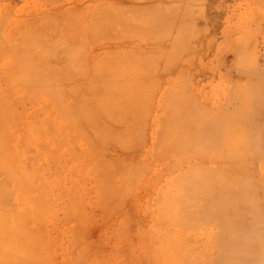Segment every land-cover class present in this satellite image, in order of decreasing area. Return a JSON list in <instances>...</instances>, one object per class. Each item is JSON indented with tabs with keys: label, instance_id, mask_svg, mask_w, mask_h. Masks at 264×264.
<instances>
[{
	"label": "rangeland",
	"instance_id": "1",
	"mask_svg": "<svg viewBox=\"0 0 264 264\" xmlns=\"http://www.w3.org/2000/svg\"><path fill=\"white\" fill-rule=\"evenodd\" d=\"M85 1L86 0H84V2ZM136 1L137 5L133 4L135 6H130V4H125L126 6L109 4L110 6L105 5V8L100 7L103 11L99 13L98 11H100V9L98 8V11L96 12L98 15H96L97 17H100L99 15L102 16L104 13L103 18H95V20L92 21L89 14L92 15L90 12L95 13L96 9H91V7L90 9L84 8L86 11L81 9L79 5L83 0H0V84L3 86L5 85L4 88L9 85L6 90L0 85V88L2 86L0 93H2L1 91L3 89L4 95L7 96L6 98L12 101L11 104H14L13 101L16 102L14 106L11 105L12 107L10 108V111L14 109L15 113L14 111H12V113L8 111L7 115L2 117L6 119L7 116L12 115L19 122L16 121L15 123L17 124H13L14 121H9L10 129L8 128L6 131H10L7 135V133L4 134L3 131L9 123L7 124V119L6 121L3 119L5 122L1 121V123L3 125L4 122L6 126H4V128L2 127L4 130H2V132L0 131V136L2 135L0 138H2V140L3 138H9L8 142H11V145L7 146V144L6 146L7 148H11H9V151L11 150L10 152L14 154V157L18 156V159H16L20 162V171L22 172L23 177H26V179L23 180L27 187V198L30 199L32 196L35 201L33 204L37 205L36 209L30 210L29 206L31 207V205H33L30 204L22 215V225L19 231H21V235L24 238L22 241H18V247H12L9 250V254H7V259L12 260L14 264H167L168 259L166 257L160 255L158 261L157 259L159 257L156 258L153 253L147 250V243L150 244L151 241L147 234L148 232L150 233V229L148 230V228H150V223L153 221L152 218H158L156 212L158 211V213H160L159 209L162 205L160 202H163V196H161L160 192H158L160 195L157 193L158 188L156 185H161V188L159 187V191H161L164 185L163 182L167 181L164 179L169 171L165 168L164 164L156 165L154 164L155 162L151 164V160L149 159V163L153 169L155 166L159 167H156V170L154 169L157 176L153 183L152 179L154 178L150 175L155 174L153 173L154 170L152 169V171L150 169L151 167L149 168V163L145 166L149 169V173L147 172L148 176L145 175L148 179L152 178L151 180H147L146 185L147 187L148 185L150 186L148 182L151 181L157 189L154 188L155 186L152 187L151 185V187H148L149 191L145 190L147 188H144V186H146L145 179L147 178L144 175L145 178L142 176V178L137 179L139 177L138 175L141 177L142 174L138 173V177L134 184L130 185L132 187L129 186L130 188H123L125 190L123 192L117 190L116 187H113L111 185L112 181H107L106 183V180L103 179L106 172L112 170L114 167L116 169L118 166L120 167L119 170L122 169L120 171H123L124 174L140 172L141 166L138 164L141 165L142 162L137 163L138 157L143 154H141V152L146 151V148L148 149V147L150 148L152 146V139L155 137H158V146L160 143H162V145L160 144L161 148H158L157 144V147L153 145L154 147L150 148V153L153 152L154 155L152 154V156L157 157L159 155V150L163 148V144L165 143L160 138L162 137L160 136L161 134L157 133L159 131L162 133V129H160V127L158 128L159 124L157 122L160 123L161 121L168 120L166 118L171 117L168 116V114L173 116L174 111L171 112L170 110H173L174 107L178 110V107H176V105L179 106L178 101H181L183 98L186 99V101L191 99V106H196L195 104H197L196 107L201 108L203 107L201 105H204V107H207V110H212L213 108L217 110V107H222L223 104H227V102L232 99V96L234 98V96L242 91V89L243 91L249 89L248 86L250 85V80L247 78L249 75L261 76L264 74V72H262L264 64V0H228V2L227 0ZM138 1L143 4H138ZM137 6L139 7V10H137ZM157 8L159 11L163 9L164 12L160 13L156 10ZM142 10H144V12ZM145 11L150 13L149 18L145 16V14H148ZM151 11L156 15L153 16ZM155 11L157 13H155ZM216 12L220 14L218 16L219 18H217L218 20L215 21L214 17L218 15ZM85 13L88 15H85ZM134 13H136V17ZM140 15L141 17H137ZM152 16L155 18H152ZM158 16L159 19H156ZM161 16L164 17V19ZM144 17L146 18L144 19ZM89 19L91 20V23ZM86 20L89 22L86 23ZM218 22L219 26L216 27L215 23L218 24ZM182 27L184 28L181 30ZM179 28L180 31L178 30ZM215 28H218L217 32V29ZM161 31L165 32L167 35L164 33L162 34ZM176 33L181 35L179 36ZM153 39L157 40L152 41ZM149 40L155 44L148 42ZM84 44L86 45L84 46ZM105 46H113L114 49L118 48L119 51L118 49H115L116 51L112 49L111 51H114L108 54V56L107 54H104L103 57H101V48ZM75 47H80L79 51H76V54H74V50H76ZM89 47L90 49L93 48V51L89 50ZM73 48L75 49L73 50ZM131 49H134L139 55H136V53L133 54L134 51ZM117 51L119 53H117ZM160 51H162V53H158ZM164 51L165 55L163 56L164 59H162L161 57L162 54H164ZM234 51L240 55L236 52L233 55L231 52ZM97 54L98 56H95ZM112 54L114 57H110ZM235 54H237L236 57H234ZM83 55L84 58L81 57L83 58V60H81L80 56ZM92 55L95 57L93 58ZM155 55L156 57L158 56L157 59L156 57L155 59L152 57ZM147 56H151L152 58L150 57V59H148L149 57L147 58ZM241 56H244V58ZM143 57L148 60H145ZM91 58L92 60L96 58L94 66H97L95 67L97 69L94 70L93 68V72L96 71L95 75L92 73V78L94 79L90 76V70L92 69H89V67L93 64L91 63ZM241 58L242 60H239ZM4 62H7V68L3 65ZM80 62L85 65V68L87 67L86 69L88 71H86L88 74H86L85 69L83 71V65H80L82 64ZM88 63H91L88 65L89 67L87 66ZM96 63H100L99 66L95 65ZM21 64L22 67H20ZM77 64L82 67L78 66V68ZM94 66L92 65L91 68ZM31 70L42 73V75H39L40 73H35L39 78L44 75L42 79L44 78L45 80L43 79L41 83L43 81L45 83L49 81L47 84L44 82V84H40L43 85V88L40 86L39 92L35 88L32 90L30 89L32 87L29 88V86L21 83V80L23 81L25 78L31 77L32 75L30 74H34V72L30 73ZM41 70L45 71L43 72ZM73 70L77 71L75 72ZM58 71H60V73H58ZM127 71L128 73H126ZM28 72L30 74H28ZM77 72L82 77L76 75L78 78L73 80L76 77L74 74H77ZM253 72H255V74ZM260 72H262V74ZM130 73H133V77H131L132 74ZM84 74H86L85 76L87 78L90 76L89 78H91L92 81L94 80L91 82L92 85L89 84V87L91 88L90 90H93L94 93L89 90L90 96L86 95L88 104L91 103V107L93 106V108L87 109L88 111L90 110L91 114L93 113L92 110H94L97 105L102 106L105 102L112 105V103H115L116 97H118L117 101L119 98L121 99V97L117 95L119 93L121 96L119 92L121 89L125 92V96L128 93L136 92L134 98L138 100L140 108L135 112L138 117V123L134 128H131L133 127L132 125L129 126L130 122H132L130 115L124 116L121 114L120 116L123 118V124H120V126L117 127L118 129L115 130L117 138L114 135L115 133H111L113 137L110 136V138L112 139H109V137L100 140L96 139L99 142H96L94 139L96 142L94 144L90 140L91 137L89 135L92 134L89 131L98 128L95 130L96 133H93L96 135L100 134L101 137L103 136L101 134L103 130L100 132L99 130L101 129L99 128L105 127L104 122L109 121L106 119L103 121L104 113L103 117L102 115L100 116V113L97 117V120H100V117H102L101 120L103 122L101 121V124H103L101 127L96 126L93 122L92 123L96 127H92L90 124L91 122H83L82 118H80V121L82 120V122H80L81 126H79V123L74 124L77 122L76 120H79L78 116L81 114L80 110L83 111L85 108H79L77 111L75 110L76 108H68V110L71 109V111L74 110L80 113L78 114L72 111L75 115L74 118L72 112H66L67 108L64 110L60 105H68L69 99L68 106L71 104L72 107L73 105L77 106V103L73 102V98H69L70 96L73 97V94L75 93L72 92V95H70V90H72L70 88H72V86H70V90L68 89L69 91H65V89L68 88L67 86L70 85L72 80V85L74 84V81L83 85V79L81 78H84V80L86 79ZM35 75H33V77H35ZM46 77H48L49 80ZM120 77H123L124 83L119 82ZM61 78L63 81L65 80L64 82L66 83L71 79V82L68 81L67 84H64V82L60 80ZM245 78L247 79V83ZM54 81L63 82L61 88L54 87L51 89L50 87H52L51 85ZM147 81L148 84H146ZM10 82H13V85ZM252 82H254V80ZM58 83L55 84L59 86L60 83ZM17 84L21 85V88ZM15 85L20 88L19 91L22 90L21 92L17 91V95H15L16 92L13 91ZM65 85L66 88L64 87ZM84 85L86 86L87 83H84ZM259 85L262 86L261 84ZM16 87L15 89H17ZM81 89H84V87ZM105 90H107L108 93H106ZM108 90L113 91L114 94H109ZM56 91H59L62 95L58 96L59 94ZM83 91V93H85L86 88ZM20 93H23V95L20 96ZM54 93H56L57 97H54ZM101 93H103V96H100ZM192 94L195 95L194 97L196 99H193ZM104 95L106 96L104 97ZM164 95L165 97L163 98ZM130 96L132 97V95ZM9 97L11 99H9ZM180 97L183 98L181 99ZM208 97H210V100ZM229 97L231 98L229 99ZM62 98L64 101L67 100V102L65 103L62 101ZM175 98L179 100L177 101ZM201 98L202 100L205 99L204 102H201ZM43 99L45 102H48L45 103ZM211 99L213 101H211ZM214 100H216L217 103L214 102ZM39 101H42L44 103L43 105L46 106H43L42 102L41 106L43 107L39 106ZM100 101L101 103L99 104ZM17 102L18 104H21L16 105ZM62 102L63 104H61ZM183 102H180V106L181 104H185ZM209 103L212 106L215 104L217 106L215 105L216 107H212ZM122 104L125 105L123 101L121 105ZM165 104H167V106ZM198 104L201 105L199 106ZM170 105L172 107H170ZM86 106L89 107L90 105ZM103 106L105 107V105ZM167 107H170V109ZM164 108H167L169 111ZM181 108H184V106ZM16 110H18L23 117L18 114L20 117L18 118ZM114 110L117 111V109ZM164 110L165 113L163 112ZM163 113L166 115H163ZM76 114H78V116ZM94 114L97 116V112ZM156 117L158 118V121L155 119ZM9 118L10 117H8V119ZM1 119L2 118H0V120ZM73 119H76L75 122ZM171 119L169 122L172 121L173 123V120ZM95 120L96 118L93 121ZM83 123H85L86 126L89 124L90 127H88L91 129L89 131L88 129L86 130ZM172 123L168 127L171 128L172 126L175 129L177 125L174 123V125H172ZM101 124L97 123V125ZM2 125H0V127ZM111 127L108 126V128ZM128 127L131 128V132L129 131L130 137L129 134L125 137L122 134V131L125 128L128 130ZM73 129H76L74 135L72 134ZM153 129L158 135L152 132ZM172 129H170V133H173ZM119 132H121L122 136H119ZM151 132L153 134H151ZM176 133L178 134V132H175V135ZM9 135L14 137L10 138ZM87 137H90V144L86 142L87 148H84L85 145L83 146L81 144H84ZM2 140L0 139V146L1 144H6V142H1ZM143 141L144 143H147L144 144ZM14 142L17 143V152L14 149L15 147L13 148V144L15 145ZM91 143L95 145V151L91 147L93 152L89 146ZM6 146H1L0 148L4 147L6 150ZM81 146L86 149L87 152L84 149L81 150ZM130 147H132L131 151ZM140 148L144 149V151ZM88 149L91 151L88 152ZM155 151L158 152V154ZM83 154L85 158L87 154L88 156L92 154L91 157L97 156L96 158L98 161L96 162V158L93 157L94 161L92 160V162L88 163L87 161H89L90 158L84 160L82 158ZM130 155L136 156V158L134 157L135 162L132 161L134 163L131 162L133 157ZM143 155H145V153ZM125 157L127 160L131 157L129 159L131 166L129 164H120L121 162L123 163V161L120 160L119 162V159ZM141 159H144V156L143 158L141 156ZM260 165L261 163L259 161L255 163L258 176H260V172H262L259 171ZM90 167H93L94 170ZM95 170L96 173L93 174ZM144 170L142 168L143 173L146 171ZM95 174L97 175V178ZM169 174L170 172L167 175L169 176ZM90 175L91 178H88ZM118 176L119 175H117V180L120 177ZM149 176L151 178H149ZM113 180L117 181L116 177H114ZM139 180L144 182L143 186L141 185V181V183H138ZM140 185L144 190H142L143 188L140 189V187H138ZM166 185L164 186L166 187ZM136 187L138 188L134 190ZM165 187L162 189L163 192H165ZM111 188H114L115 191L111 190ZM129 189H132V191H129ZM127 192L129 194H126ZM263 192L264 191L260 192L261 195H259L264 196ZM122 193L124 195L121 196L122 200H124V197L131 195L132 198L130 196L127 198L129 199V202H131V210L129 208L130 211H128H132L134 213L133 215L131 214L132 212L128 213V211H125L128 209L124 206L126 204L128 205V203H125L126 201L123 205L126 209L124 207L122 208L120 202L123 201L120 200L119 202L118 199ZM142 194L144 195L142 196ZM156 195L160 196L158 197L159 201ZM140 196L142 197L140 198ZM146 197L148 201L146 200ZM262 198L264 199V197H259L258 200H262ZM139 199L141 200L139 201ZM155 205H157L156 208L159 207V209H156ZM125 214H127V217H129L128 214H131L133 217L129 218L132 220L127 218ZM133 220L134 222H132ZM140 220L144 221L143 226H141L142 221L139 222ZM154 221L153 222L156 223V220ZM27 228L35 234L36 244L32 242L35 239L34 237H29V241L26 240L28 233L25 230ZM153 228L156 229V227ZM153 232L154 229L152 230V233ZM20 246L26 248L24 262H20L18 259L21 253V250L19 249ZM2 255L3 254L0 253V256Z\"/></svg>",
	"mask_w": 264,
	"mask_h": 264
},
{
	"label": "bare ground",
	"instance_id": "2",
	"mask_svg": "<svg viewBox=\"0 0 264 264\" xmlns=\"http://www.w3.org/2000/svg\"><path fill=\"white\" fill-rule=\"evenodd\" d=\"M140 1H143V0H140ZM140 1H138V4L142 3V2L139 3ZM144 2H145V0H144ZM227 2H228V0H227ZM183 3H184V1H183ZM109 4H116V6H117V4L123 5V6H126L125 4H130V6L131 5L135 6V5H137V1L136 0H86L84 2V0H83L82 3L80 2L79 6L83 10H85L84 8L90 9V7H91V9H96L95 13L87 11V12L92 13V15L91 14H89V15L91 16L90 19L92 21H94L95 18L96 19H98L100 17L103 18L104 13L102 14V16L99 15L100 17H97V15H98L96 13L98 11L97 9L98 8L100 9V7L105 8L104 6L109 5ZM133 4H135V5H133ZM72 7H74V6H72ZM106 7H108V6H106ZM128 7H129V5H128ZM137 8L136 9L139 10L138 6H137ZM156 10H158V8ZM69 11H70V9H69ZM101 11H103V10L100 9V11H98V12L101 13ZM142 11L144 12V10H142ZM152 11H151V13H152ZM161 11H159V12L160 13L164 12L163 9ZM125 13H127V12H125ZM146 13H148L147 14L148 16L146 14H145V16L149 18L150 13L149 12H146ZM155 13H157V12L155 11ZM216 13H218V12H216ZM134 14L136 17V13H134ZM219 14L220 13H218V15L215 14L216 15L214 17L215 21L218 20L217 18H219L218 17ZM85 15H88V14L85 13ZM152 15L155 16L156 14L152 13ZM153 16H152V18H155ZM137 17H141V15L137 16ZM146 17H144V19ZM133 18H134V16H133ZM162 18L164 19V17H162ZM156 19H159V16ZM87 20H86V23L89 22ZM91 20H90V23H91ZM149 20H151V19H149ZM191 20H193V19H191ZM145 22H147V21H145ZM84 23H83V26H84ZM164 24H166V23H164ZM215 24L214 25L216 27L219 26V22H218V24L217 23H215ZM180 26H181V24H180ZM165 27H167V26H165ZM183 28L184 27H182L181 30ZM215 29H217L216 30V32H217L218 28H215ZM166 30H167V28H166ZM178 30L180 31V28ZM161 33L166 34L165 32H162V31H161ZM176 34L179 35V33H176ZM216 34H218V33H216ZM160 38H161V36H160ZM160 38H158V39H160ZM168 38H170V37H168ZM178 38H180V37H178ZM178 38H177V41H178ZM156 40L153 39L152 41H156ZM152 41L149 40L148 42H152ZM161 41H163V40H161ZM149 44H151V43H149ZM149 44H148V46H149ZM153 44H155V43H153ZM85 45L86 44H84V46ZM139 45H137V46H139ZM132 47H134V46H132ZM146 47H147V44H146ZM75 48H73V50ZM77 48H76V50H74V52H75L74 54H76V51H79L80 47L78 48V50H77ZM83 48H82V50H83ZM136 48H135V50H136ZM166 48H167V46H166ZM92 49H90V47H89V50H92ZM112 49H114L113 46L102 47L101 51H100L101 52L100 54H102L101 57H103L104 54H107V56H108V54H110L111 52H113L115 49H118V48H115L113 51H111ZM128 49H130V48H128ZM84 50H85V48H84ZM131 50L134 51V49H131ZM234 50H236V49H234ZM118 51H119V49H118ZM118 51H117V53H119ZM144 51H146V50H144ZM120 52H121V50H120ZM235 52L236 51L231 52V53H233V55H234ZM85 53H86V51H85ZM134 53H136V52L134 51L133 54ZM158 53H162V51H160ZM81 54H83V53H81ZM98 54L95 56H98ZM100 54H99V56H100ZM137 54L138 53H136V55ZM155 54H157V53H155ZM237 54H235L234 57H236ZM159 55H161V54H159ZM164 55H165V51H164V54H162V57H161L162 59H164L163 58ZM238 55H240V54H238ZM92 56H93V58L95 57L94 55H92ZM81 57L84 58V55L80 56V59L83 60V58H81ZM87 57H89V56H87ZM110 57H114L113 54ZM145 57H143V58H145ZM150 57L151 56H147L148 59H150ZM152 57H154V59H155L156 55L152 56ZM157 57H156V59H157ZM242 58H244V56ZM242 58L239 60H242ZM148 59L145 58V60H148ZM90 60H92V58ZM95 60H96V58L93 59L92 62L90 61L93 64H91V63L87 64V66L91 64L90 67L88 66L89 69H92V70H90L91 72L89 71L91 73L90 74L91 78L93 77V75H95V72H96V71L93 72V68H94V70L97 69V68H95L97 66H94ZM97 60H99V59H97ZM239 60H238V62H239ZM82 62H84V61H82ZM82 62H80V63H82ZM86 62H87V60H86ZM100 63H98V64L96 63L95 65L99 66ZM78 64H77V67L80 65H83V63L80 65H78ZM3 65L7 68V62L6 63L4 62ZM92 65L94 67L91 68ZM84 66L85 65H83V67L82 66H80V67H82L83 71H84V69L86 71L87 67L85 68ZM20 67H22V64L20 65ZM34 69H37V68H34ZM38 69H39V67H38ZM263 70H264V64H263L262 72H264ZM41 71H43V70H41ZM73 71L76 72L77 70H73ZM87 71H86V74H88ZM253 71H255V70H253ZM32 72H34V71L31 70L30 73H32ZM262 72H260V73L262 74ZM30 73L28 72V74H30ZM35 73L37 74L40 72L35 71L34 74H30V75H32L31 77L25 78L23 81L21 80V83L29 86V88L32 87V88H30L32 90L35 88L39 92V87L42 86V88H43V85H40V84H42L44 82L43 81L41 83V81L44 79V78L42 79V77L44 75L40 76L41 78H39L35 75ZM58 73H60V71H58ZM65 73H67V72H65ZM92 73H94V74L92 75ZM119 73H120V71H119ZM126 73H128V71ZM253 73L255 74V72H253ZM86 74H84V76ZM130 74H132L131 77H133V73H130ZM33 75H35V77H33ZM39 75H42V73H40ZM74 75L75 76L78 75L79 77H82L78 74V72H77V74L75 73ZM121 75H125V74H121ZM121 75H119V76H121ZM89 77L88 78L86 77V79H87V80L85 79L86 81L84 80V78H81V79H83L82 80L83 85H84V83L85 84L87 83L86 86L80 85L81 83L79 84L77 81L76 82L74 81V84L72 85L73 80L78 78L77 76L74 79L72 78L73 79L72 82L70 81L71 79L68 80L71 82V83L69 82L70 85L67 86L68 88H66V85L64 86L66 88V89L64 88L65 91L66 90L69 91L70 89H72V90H70L71 93L69 92L70 95H72V92H75L73 94V97H71L69 95L70 96L69 98H71V99L73 98L74 101L73 100H71V101H73L74 103H77V106L73 105V107H72L71 103H70L71 105L68 106L70 100L67 98L68 99V105L67 104L66 105L68 107L65 104H63V102L61 103L63 105L62 106L60 105V107H63L64 110H65V108H67L66 112L71 113L73 111L74 113H78V114L83 113L82 115L80 114L79 116H78V114H76L79 117V120L75 119L77 121V122H75V120L73 119L75 122L74 124L79 123L80 125L79 124L78 125L81 126L80 122H82V120H83V122H87V121H88L87 123L91 122L90 124L92 127L94 126L93 123H95L96 126L101 127L103 124V123L101 124V121H102L101 119H102L103 113H104L103 121H105V119L109 120V121L104 122L105 127L99 128V129H101V130H99L100 132L103 130V132H101V134L103 135L102 137L100 136V134H97V135L95 134L96 133L95 130H97L98 128H96V129L92 128L93 129V131H92V130H90L91 128L89 129V127H90L89 124L86 126L85 123H83V125L86 127V130L87 129H88V131L90 130L89 132L92 135H89L91 137V138L90 137L89 138H90L91 142H93L94 144L96 142H99L96 139L100 140L102 138L104 139L105 137L106 138L109 137V139H112V138H110V136L113 137V135L111 133H115L114 134L115 137L117 136L115 130L118 129L117 127L120 126V124H123V118L120 116L121 114L124 116L130 115V118H132L131 119L132 122H130L129 126L132 125L133 127H131V128H134L138 123V119H137L138 117L136 116L135 112L138 108H140L138 100H136L134 98V95L136 92L128 93L127 94L128 96L127 95L125 96V92H123L121 89L119 91L121 96L119 95V93L117 94L119 97H121V99L119 98L120 100L118 99V101H117L118 97L115 96L116 98H115L114 104L112 103V105H111V104H107L105 102L102 104V106L97 105L96 108L94 110H92L93 113L91 114L90 110L88 111L87 109H89V108L91 109V108H93V106L91 107V103L88 104V101H87L88 99H87L86 95L90 96L89 92L90 91L93 92V90H90L91 88L89 87L90 86L89 84L92 85L91 82L94 81V80L92 81V79H94V78L91 79ZM46 78H48V77H46ZM247 78H249V80H250V83L248 82L250 84V85L248 84L249 89L246 88L247 90L244 89L245 91H243V89H242V91L239 90L240 91L239 93H237V94L235 93L237 96L235 94H234L235 95L234 98L232 96L233 100L230 99L231 97H229L230 100L229 99L228 100L230 103L227 102V100H226L227 104L229 103L228 105L223 104V106L221 105L222 107H217L218 108V109L216 108L217 110H215V108H213L214 110L213 109L210 110L208 108L210 110L209 111V110H207V107H204V105H201V104L200 105L203 107L197 108L196 107L197 104H195V103L194 104L196 106H191L192 100L187 98L188 100L186 101V99L183 98L184 96L182 97L184 99V102H183V99L181 97H180L182 99L181 101H178L179 99L175 98V100L177 99V101L179 102L178 103L179 106L176 105V107H178V110L175 107L173 110H170L171 112L174 111V113H173L174 117L172 115L168 114V116H171L169 118L168 117L166 118L168 120L161 121V122H163V123L160 122L161 124L159 122H157L159 124V125L157 124L158 128L160 127V129H162V133L160 131L157 133L161 134L160 136H162V137H160V136L159 137L161 138V140L163 142H165L163 144L164 149L162 148L163 149V150L161 149L162 151L159 150V155L157 157L156 156L153 157L152 156L153 152L150 153L151 152L150 148L154 147L153 145H155V147H157L158 143H159V140H157L158 137L157 138L155 137L156 139L155 138L152 139V143H151L152 146L150 145L151 146L150 148L149 147H148V149L146 148L145 152H141V154L145 153V155L142 154L138 157L137 163L142 162L141 165L138 164L139 166H141L140 172H135L133 174L132 173L131 174H124L123 171L122 172L120 171L122 169L119 170L120 167L118 166L116 169L114 167L112 170L106 172L105 177L103 178L106 180V183H107V181H112L111 185L113 187H116L117 190H121V192H123V191H125L123 188L126 189V188L132 187L130 185L134 184V182L138 176L139 177L137 179L142 178V176H143V178H145V176L149 173V169L146 168L145 166L150 162V160H151V162H150L151 164H153L154 162H155L154 164H156V165H158V164L163 165L164 164L165 168L170 172L169 176L170 175L171 176L169 177L167 175L169 173L168 172L166 174L167 179L166 178L164 179L167 181L163 182L164 185H166L169 182L166 185V187L164 185L162 187V189L165 187V190H164L165 192H163L162 189H161V191H159L160 190L159 187L161 185H156L158 188L157 193L160 192L161 196H163L162 197L163 202H160V203H162V205L160 206V209H159V207L156 208V206L158 205L156 202L157 205H155V208L159 209L160 213H158V211H157L156 213L158 214V218L157 219L152 218V220L153 221L156 220L157 224L154 223L155 221L153 222L151 220L152 223H150L151 225L149 224L150 228H148V230L150 229L149 230L150 233L148 232V234H147L148 237H150V239H151L150 244L147 243V245H148L147 250L150 251L151 253H153V255H155L156 258L159 257L157 259L158 261L160 259V255H163L164 257H166L168 259L167 264H264V213H263L264 199L262 198L263 201L258 200L259 197L260 198L264 197V196H260L261 195L260 192L264 191V171H263L264 170V74L261 76H258V75L250 76L249 75V77H247ZM90 79H91V81H90ZM240 79H241V77H240ZM48 80H49V78H48ZM60 80L63 81L62 78ZM239 80H236V81H239ZM253 80H254V82H252ZM61 81L60 82L58 81L60 83L59 86L55 84L58 82L54 81L51 85L52 87H50V88L51 89L54 87H60L61 88V86L63 85V82L65 80L62 83H61ZM68 81H67V83H68ZM87 81L90 83H88ZM148 81L146 84H148ZM119 82L124 83L123 77L119 78ZM47 83H49V81L46 82L45 84H47ZM65 83L66 82H64V84ZM75 83L78 84L79 86H83L84 89L86 88V91H85L86 94L83 93L84 89H81L83 87H79ZM246 83H247V79H246ZM11 84L13 85V82ZM259 84H261L262 86H260ZM0 85H2V84H0ZM17 85L20 86V88H21V85H19V84H17ZM17 85H15L13 88V91L16 92L15 95H17L18 92L22 91V90L19 91L20 88ZM2 86H1V88H2ZM4 86H3V89H5V90H6V88L9 87V85H8V87L6 86V88H4ZM70 86H72V88H70ZM15 87L17 89L18 88L19 89L17 90V89H15ZM1 88H0V90H1ZM50 88H49V90H50ZM3 89L1 91L2 93H0V118H2L0 120V125H2L1 121H4V120L6 121V119L8 121L7 124L9 123V121L10 122L14 121L13 124H17V123H15L17 120L12 115H11L12 118H11V116H7L6 119L4 118L7 115L8 111H10V108L12 106H14V104L16 102L13 101L14 104L12 105L11 104L12 101L8 100L6 98L7 96L4 95ZM62 91H64V90H62ZM105 91H106V93H108L107 90H105ZM108 91H109V94H111V95H112V93L114 94L113 91H111V90H108ZM4 92H6V91H4ZM10 93H12V92H10ZM57 93L59 94L58 96L62 95V93H60L59 91ZM103 93H105V92H103ZM103 93H101L100 96H103ZM19 95L21 96V95H23V93L22 94L20 93ZM54 95H55L54 97H57L56 93H54ZM130 95H132V97ZM161 95H160V97H161ZM105 96L106 95H104V97ZM194 96L195 95L192 96L193 99L195 98ZM128 97H131V98H128ZM164 97H165V95L163 96V98ZM209 98L210 97H208V99ZM9 99H11V98L9 97ZM35 99H37V98H35ZM212 99H213V97H212ZM212 99H211V101H213ZM13 100H15V99H13ZM16 100H18V99H16ZM89 100H90V98H89ZM204 100H202V98H201V102L202 101L204 102ZM20 101H22V100H20ZM43 101L45 102L44 99H43ZM62 101H64V99ZM122 101L125 105H123V104L121 105ZM37 102H36V104H37ZM41 102H40L39 106H41ZM47 102H45V103H47ZM64 102L66 103L67 100ZM180 102H183L185 104L184 105L181 104V106H180ZM214 102H216V100H214ZM100 103H101V101L99 102V104ZM19 104H21V103H19ZM19 104L17 102L16 105H19ZM43 104L44 103L42 102V105ZM115 104H117V105H115ZM86 105H88V106L90 105V106L87 107ZM103 105H105V107ZM107 105H108V107H107ZM165 105L167 106V104H165ZM209 105H211V104L209 103ZM7 106H8V108H7ZM43 106H46V105H43ZM43 106H41V107H43ZM182 106H184V108H181ZM214 106H212V107H214ZM170 107H172V106L170 105ZM170 107L169 108L167 107V108L170 109ZM68 108H71V109L76 108L75 109L76 111L79 108L80 109L85 108L86 111L83 109V111H85V112L80 110V113H79V112H76L74 110L71 111V109L68 110ZM185 108H186V110H185ZM51 109H52V107H51ZM114 109H117V111H115ZM60 110H61V108H60ZM165 110L163 111L164 113H165ZM12 111H14V113H15L14 109ZM12 111H10V113H12ZM62 111H63V109H62ZM16 112H17V114H16L17 117L20 118L18 116V114L20 116H21V114L18 112V110H16ZM73 112H72V114H73ZM96 112H97V116L94 114ZM3 113H4V115H3ZM62 113H64V112H62ZM99 113H100V116L102 115V117H100L101 119L99 118L100 120H97ZM164 113H163V115H166ZM228 114H229V116H228ZM2 116H4V117H2ZM74 116L75 115L73 114V117ZM8 117H10V118L8 119ZM21 117H23V116H21ZM80 118H82L81 121H80ZM95 118H96V120L93 121ZM155 119H157V121H158L157 117ZM170 119L173 120V123L177 125L175 129L172 126H171V128L168 127L172 123V121L169 122ZM96 121H97V123H99L101 125H97ZM4 122H3V125L0 127L1 132H2V130H4V129H2V127L4 128V126H6V124H4ZM153 122H155V121H153ZM173 123H172V125H174ZM9 125H10V123L5 127V130H4L5 132L3 131L4 134L5 133H7V135L9 134L10 130L6 131L10 127ZM96 126H94V127H96ZM108 126L109 127L112 126V127L108 128ZM85 127H84V129H85ZM153 127H156V126H153ZM104 128H108V129H104ZM131 128L128 127V130H127V128L123 129L122 134L125 137H127L128 134L131 132ZM68 129H70V128H68ZM170 129H172L173 133H170ZM72 131H73L72 134L74 135V133H75L74 131H76V129H73ZM93 132H95V133H93ZM104 132H106V133H104ZM132 132H133V129H132ZM152 132L156 133L154 131V129ZM152 132H151V134H153ZM175 132H178V134L176 133V135H175ZM157 133H156V135H158ZM119 134H120L119 136H122L121 132H119ZM131 135H132V133H131ZM145 136H148V135H145ZM11 137L13 138L14 136H10V138ZM71 137H73V136H71ZM129 137H130V134H129ZM89 138L87 137V139L84 141V144H81L83 146L85 145L84 148L86 147V142L90 144ZM0 139L2 140V138H0ZM4 139L5 138H3V140L1 142H6V144H1V146L5 147L7 144H8L7 146L11 145V142L10 143L8 142L9 138H7L5 140ZM94 139L96 140V142ZM142 139H143V136H142ZM130 141H132V140H130ZM144 141H143V143H144ZM139 142H140V140H139ZM146 143H144V144H146ZM16 144L17 143H15V145L13 144V148L15 147L14 148L15 151L17 150ZM144 144H143V146H144ZM156 144H157V146H156ZM160 144L162 145V143H160ZM160 144H159L158 148H161ZM91 145H89L90 149H91V147H92V149H94L95 145H93L92 143H91ZM132 145H133V143H132ZM7 146H6V148H7ZM4 147L0 148L1 149L0 150V253L3 254L2 256H0V264H9V263L14 264V262L12 260L7 259V254H9V250L12 247H18L17 246L18 241H22V239L24 238L21 235V231H19V229L22 225V215H23L25 209L30 204H33L35 201H34L32 196L30 197V199L27 198V195H26V188L27 187L25 186V181H24L26 179V177H23V174L20 171V167H19L20 162L17 160L18 156L14 157V154H12L10 152L11 150L9 151L10 147L7 148L8 150L7 149L5 150ZM140 147H142V146H140ZM81 148H80L81 150L84 149L82 146H81ZM133 148H135V147H133ZM131 149H132V147H130V151H131ZM140 149H142V148H140ZM84 150L87 152L86 149H84ZM91 150L88 149V152H90ZM94 151H95V149H94ZM142 151H144V149H142ZM92 152H93V150H92ZM129 153H131V152H129ZM156 153L158 154V152H156ZM87 156H88V154H87ZM87 156H86V158H90V160L88 159L89 161H87L88 163L92 162V160L97 157V156H95V157L93 156L94 158L91 157L92 154H90V156H88V157ZM141 156H142V158L144 156V159H141ZM131 157H133L132 158L133 160L131 159V162L132 161L135 162L134 157L136 158V156L132 155ZM131 157H129V159ZM82 158L84 160H87L84 157V154H83ZM127 158H128V156H127ZM139 158L141 159V161ZM129 159L127 160L125 157V158L119 159V162L121 160V161H123V163L121 162L120 164H123V165L129 164L131 166ZM126 160L128 161V163ZM147 160H148V162H147ZM95 161L96 162L98 161L97 158ZM116 161H118V160H116ZM144 161H146L147 163ZM257 161H259L261 163V165L259 166V171H262V172H260V174H261L260 176L257 175V170H256L257 168L255 167V163ZM100 162H101V159H100ZM119 162H117V163H119ZM134 162H132V163H134ZM150 163L148 164L149 168L151 167ZM142 165H143V167H142ZM91 166H93V165H91ZM156 167H159V166H155L154 169ZM90 168L93 169V167H90ZM142 168H143V170L145 168L148 169V170L145 169L146 171L144 170L146 173L145 172L143 173ZM150 169L152 170L153 167H151ZM151 170H150V172H151ZM155 170L153 171V173H155V174L154 175L152 174L153 176L150 175L154 179H152L149 176V178H151L153 180V183L156 180V176H157ZM90 173H88V174H90ZM94 173H96V170L93 172V174ZM138 173H140V174L142 173L141 177H140V175H138ZM117 175L120 176V177L118 176L119 177L118 180H117ZM95 176L97 178L96 174H95ZM147 176H146L147 179H145L146 180L145 185L147 183V180H151V179H148ZM114 177H116L117 181L113 180ZM88 178H91V175ZM142 180L145 181L144 179H142ZM158 180L160 181L159 178H158ZM140 181L141 180H139L138 183ZM103 182H104V180H103ZM136 183H137V181H136ZM143 183L144 182L141 183L142 186L144 185ZM159 183H161V182H159ZM104 184H105V182H104ZM148 184H150V186L148 185V187H151V185H152V187L155 186L152 184L151 181L148 182ZM141 185L138 186V187H140V189L143 188ZM156 186L154 188H156ZM138 187L134 188V190L137 189ZM145 187H147V185L144 186V188ZM144 188L142 190H144ZM147 188L145 190L149 191V188L148 189ZM109 190H110V188H109ZM111 190H114V188H111ZM129 191H132V189L131 190L129 189ZM143 193H145V192H143ZM160 193H158V194L160 195ZM126 194H129V193L127 192ZM122 195H123V193L118 197L119 202H120V200L123 201V202H120L122 204L121 205L122 208L125 206L126 208H128L127 210H125L126 208L124 207L125 211H128L129 208L131 210V206H130L131 202H129V199H127L129 196L131 197V195H128V196L126 195L127 197H124V200H122V197H121ZM143 195L144 194H142V196ZM142 196H140V198ZM136 197H138V196H136ZM158 197H160V196H157V198ZM140 200L141 199H139V201ZM146 200H147V197H146ZM158 201H159V198H158ZM124 202L128 203L129 206L127 204L124 205L125 204ZM35 205L36 204L31 205V207L29 206L30 210L36 209L37 205L36 206ZM152 210H155V209H152ZM129 211H128V213L132 212V211L131 212H129ZM146 212H148V211H146ZM131 214L133 215L134 213L132 212ZM131 214H128L130 218L133 217ZM125 216L127 217V214H125ZM129 217H127V218H129ZM151 217H153V216H151ZM154 217H155V215H154ZM130 220H132V219H130ZM141 221H142V223H141L142 225L139 223ZM132 222H134V220ZM139 222L138 223L141 226H143L144 221L140 220ZM152 224H154V225L156 224V225L154 226ZM153 227H156V229ZM153 229H154V232L152 233ZM25 231L28 233L26 240L29 241V237H34L35 239L32 242L34 244H36L37 242H36L35 234L33 232H31L29 228H27ZM144 233H146V232H144ZM150 234H152V235H150ZM19 249L21 250V253H20L18 259L20 262H22V261L24 262L25 254H26V248L24 246H20Z\"/></svg>",
	"mask_w": 264,
	"mask_h": 264
}]
</instances>
